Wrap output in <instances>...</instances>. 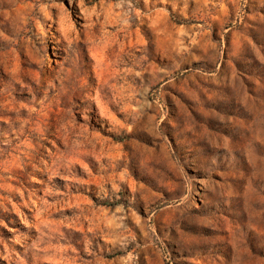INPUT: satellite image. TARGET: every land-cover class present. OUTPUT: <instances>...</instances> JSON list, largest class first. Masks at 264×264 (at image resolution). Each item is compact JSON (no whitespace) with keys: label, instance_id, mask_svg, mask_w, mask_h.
<instances>
[{"label":"clouds","instance_id":"obj_1","mask_svg":"<svg viewBox=\"0 0 264 264\" xmlns=\"http://www.w3.org/2000/svg\"><path fill=\"white\" fill-rule=\"evenodd\" d=\"M0 264H264V0H0Z\"/></svg>","mask_w":264,"mask_h":264},{"label":"rangeland","instance_id":"obj_2","mask_svg":"<svg viewBox=\"0 0 264 264\" xmlns=\"http://www.w3.org/2000/svg\"><path fill=\"white\" fill-rule=\"evenodd\" d=\"M67 211V210H66Z\"/></svg>","mask_w":264,"mask_h":264}]
</instances>
